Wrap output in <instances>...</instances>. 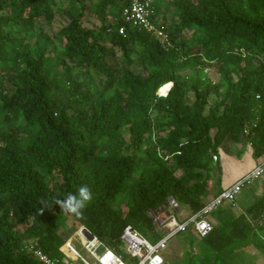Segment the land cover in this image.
Here are the masks:
<instances>
[{"label": "trees", "instance_id": "obj_1", "mask_svg": "<svg viewBox=\"0 0 264 264\" xmlns=\"http://www.w3.org/2000/svg\"><path fill=\"white\" fill-rule=\"evenodd\" d=\"M151 1L165 39L125 22L122 0H0V264H41L29 244L59 258L62 215L117 253L126 226L154 242L170 199L197 214L224 189L221 147L262 160L264 0ZM81 185L83 215L63 212ZM233 203L206 237L179 235L186 264H220L264 215V195L245 216Z\"/></svg>", "mask_w": 264, "mask_h": 264}, {"label": "built area", "instance_id": "obj_2", "mask_svg": "<svg viewBox=\"0 0 264 264\" xmlns=\"http://www.w3.org/2000/svg\"><path fill=\"white\" fill-rule=\"evenodd\" d=\"M122 1L126 4L121 9V15L125 22L130 23L139 30H145L163 39L166 38L164 28H157L150 20L153 13L151 0ZM119 33H123L122 28ZM168 90L163 95L159 93L158 95L165 96ZM213 160H217V157L213 156ZM263 177L264 155L262 160L254 164L248 172L228 187H225L218 195L212 197L200 212L191 214L181 221L177 220L173 214L174 212H180L178 204L170 199L168 208L159 212L153 218L158 238L154 242H150L135 228L126 226L115 242L118 253L105 246L83 226H79L72 237L65 239L59 248L61 254L59 258L50 257L33 244L26 246V249L41 264H164L161 253L175 237L190 230L198 238L206 237L213 229L208 220L209 215L219 206L233 203L244 187L259 181ZM74 240L81 245L86 257H83L77 251Z\"/></svg>", "mask_w": 264, "mask_h": 264}, {"label": "rangeland", "instance_id": "obj_3", "mask_svg": "<svg viewBox=\"0 0 264 264\" xmlns=\"http://www.w3.org/2000/svg\"><path fill=\"white\" fill-rule=\"evenodd\" d=\"M60 2V1H59ZM65 5V4H63ZM45 24L44 20H39L36 24V29L37 31L39 27H43ZM44 28V27H43ZM189 36V34H188ZM187 36V37H188ZM57 43L63 44V40H57ZM208 77H210L212 80H215V75L211 72V70L208 72ZM100 81L95 80V83L98 84ZM161 89V88H160ZM159 89V90H160ZM159 90L157 93H159ZM161 93V91H160ZM159 93V94H160ZM162 94V93H161ZM163 95V94H162ZM217 156V160H213V162H218L220 163V166L222 165L223 168L226 167V161H233V162H238L237 164L240 165H250L253 162V159L250 157V148L247 144L242 143L239 147H234L232 145H229L228 143L224 145V147H221L219 149ZM227 168V167H226ZM223 171L221 172V180L224 178L227 179L226 175H224ZM214 183L217 181V179H213ZM252 185V184H251ZM249 186L244 187L243 190L247 189ZM215 190V189H214ZM246 191V190H245ZM124 200H128V196L122 195ZM125 209V207H123ZM174 216L176 217L177 220L181 221L184 220L186 217L190 216L189 210L186 209L185 207H181L180 212H174ZM214 214V213H211ZM210 214V215H211ZM61 218H67L65 219V229L63 232H61V235L63 237H72L75 231L78 230V225L76 223H73L70 217L67 216H60ZM188 235V234H187ZM147 240H150L149 238L146 237ZM179 236L175 237L173 239V242H176V244H179ZM258 239L255 237L252 238H245V239H235V240H230L229 243L225 245V251H228L223 260L221 261L220 264H264V248L262 247H256L254 243ZM151 242V241H150ZM74 244L76 246L77 251L83 256L86 257V253L82 249L81 245L74 240ZM171 246L168 245L166 249L161 253L162 257L164 259V264H168L166 261V256H170L172 260L177 259L178 262L180 261L179 258H181V253L178 251L179 249L175 248V253L173 257V253L171 250ZM224 250V249H223ZM169 258V259H170ZM182 259V258H181ZM171 264V263H170ZM183 264V263H180Z\"/></svg>", "mask_w": 264, "mask_h": 264}, {"label": "crops", "instance_id": "obj_4", "mask_svg": "<svg viewBox=\"0 0 264 264\" xmlns=\"http://www.w3.org/2000/svg\"><path fill=\"white\" fill-rule=\"evenodd\" d=\"M226 167L223 168L221 165V169L224 173V175H226L227 179L224 180V175H223V179L222 181H220V188L223 189L225 187H228L231 183L235 182L237 179H239L244 173L248 172L252 166L255 164L254 160L250 165L247 166H243L240 164H237L236 162L233 161H226ZM218 181H216L214 183V185L216 186ZM246 190V191H245ZM243 192H246L247 196L243 197V195L240 193L238 195V197L236 198V200L234 201V203L231 206V210L234 213L235 216H239L240 214L244 215L246 214L245 209L247 207H249L252 203L255 197H262L264 195V177L262 179H260L259 181H257L252 187H248L247 189H245ZM224 206H228L227 204H225ZM209 223L212 226L217 225V221L215 220V218L213 216L210 217ZM246 226H247V230L244 231L242 233V235H245L246 238H252L255 237V234L257 232V229L261 226L264 225V215L258 216L256 219H254L253 217H246ZM251 230V231H250ZM241 235V236H242ZM237 237V236H236ZM65 239H67L68 237H64ZM262 240H264L263 237H261ZM171 246V250H172V255L174 257V253H175V248L179 249L178 251H180L181 253V258L180 261L178 262L177 259L172 260L170 258V256H166V261L168 264H186V258H184L183 256V249L181 250L179 248L180 244H176V242H173V240L168 244ZM168 247V246H167ZM199 247V244L196 245V250ZM170 258V259H169Z\"/></svg>", "mask_w": 264, "mask_h": 264}, {"label": "clouds", "instance_id": "obj_5", "mask_svg": "<svg viewBox=\"0 0 264 264\" xmlns=\"http://www.w3.org/2000/svg\"><path fill=\"white\" fill-rule=\"evenodd\" d=\"M92 199V190L87 185H81L75 193H69L63 199L56 200L55 203L63 212L81 217L83 210Z\"/></svg>", "mask_w": 264, "mask_h": 264}, {"label": "bare ground", "instance_id": "obj_6", "mask_svg": "<svg viewBox=\"0 0 264 264\" xmlns=\"http://www.w3.org/2000/svg\"><path fill=\"white\" fill-rule=\"evenodd\" d=\"M169 87H170V85H167V86H165L164 88H162V89H161V93L164 94V93L167 91V89H169ZM159 93H160V92H159ZM161 93H160V94H161ZM162 94H161V95H162Z\"/></svg>", "mask_w": 264, "mask_h": 264}]
</instances>
